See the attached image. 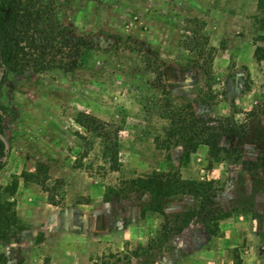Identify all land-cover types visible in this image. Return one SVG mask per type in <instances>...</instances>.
Segmentation results:
<instances>
[{
    "label": "rangeland",
    "instance_id": "obj_1",
    "mask_svg": "<svg viewBox=\"0 0 264 264\" xmlns=\"http://www.w3.org/2000/svg\"><path fill=\"white\" fill-rule=\"evenodd\" d=\"M55 7L93 49L69 73L0 69V186L18 222L0 240V264H264V58L255 55L264 56V0ZM193 36L215 48L207 74L186 46ZM168 97L204 119H235L244 137L219 144L242 158L168 141L160 111ZM80 113L117 128L119 171ZM37 172L55 204L28 178ZM155 174L166 187L147 188L142 180Z\"/></svg>",
    "mask_w": 264,
    "mask_h": 264
},
{
    "label": "trees",
    "instance_id": "obj_2",
    "mask_svg": "<svg viewBox=\"0 0 264 264\" xmlns=\"http://www.w3.org/2000/svg\"><path fill=\"white\" fill-rule=\"evenodd\" d=\"M190 45H194L193 50L197 52L194 61L199 63L198 60L203 59V64L198 65L203 69V73H209L207 66L213 61L215 48L210 46L206 49L205 42H201L196 36L187 39L186 46ZM92 49V41L83 36H74L59 21L55 0H0V69L3 71L18 72L31 67L36 71L58 69L69 73L81 67ZM260 50L262 49L258 48L255 55L258 59H263V55L259 56ZM3 83L4 79L1 78L0 89ZM157 88L163 93L167 91L162 80H158ZM160 111L168 121L165 128L168 141L172 138L173 141L186 139L194 148L206 146L216 157L224 154L236 160L242 158V152L238 148L229 149L219 144L220 138L230 133L244 137L241 132L245 134V130L240 128L235 119H204L197 114L191 103L178 104L174 98L172 102L170 97L166 98L165 106H162ZM77 122L101 139L103 158L108 161L112 171H119L117 128L86 113H80ZM157 141L159 142L160 138H157ZM5 153V142L0 135V171L3 168ZM28 178L43 185L50 203L55 204L54 195L38 172L28 174ZM142 181L147 188L153 190L162 189L167 184L161 174H155ZM176 182L185 183L180 180ZM178 184H173V188L176 189ZM6 191L0 186V240L8 238L18 225L14 204L6 198Z\"/></svg>",
    "mask_w": 264,
    "mask_h": 264
}]
</instances>
